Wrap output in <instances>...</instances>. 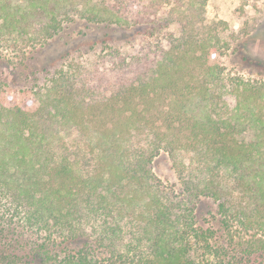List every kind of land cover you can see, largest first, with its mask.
I'll return each mask as SVG.
<instances>
[{
    "label": "trees",
    "instance_id": "trees-1",
    "mask_svg": "<svg viewBox=\"0 0 264 264\" xmlns=\"http://www.w3.org/2000/svg\"><path fill=\"white\" fill-rule=\"evenodd\" d=\"M163 1L0 0V38H52L78 13L127 42ZM191 23L168 46L65 61L46 88L0 79V264H263L264 81L228 78L218 33ZM162 149L178 190L153 170Z\"/></svg>",
    "mask_w": 264,
    "mask_h": 264
},
{
    "label": "rangeland",
    "instance_id": "rangeland-1",
    "mask_svg": "<svg viewBox=\"0 0 264 264\" xmlns=\"http://www.w3.org/2000/svg\"><path fill=\"white\" fill-rule=\"evenodd\" d=\"M197 5V2L193 5L192 0H165L155 4L153 8L147 7L150 17L157 11V22L147 24L143 36L129 37L127 42L125 29L104 23H87L78 13L65 20L63 28L52 38L36 32L25 35L7 34L0 38V79L16 88H46L56 68L68 67L65 61L72 59L75 64L86 66L92 61L100 62L104 53L110 50V45L112 49L118 48L121 53H131L156 41L168 46L166 36L169 32L180 35L184 24L192 19L195 23L189 24V28L197 30L201 25H206L212 34L218 33L221 67L228 78L264 81V61L259 63L242 57L249 52H260L259 55L264 57L261 55L264 53V0H207L201 16H196ZM201 17L205 18L202 22ZM194 25L196 26L193 27ZM151 26L158 29L154 36L150 34ZM240 42L242 45L237 48L241 53L239 56L234 47ZM92 46L96 49L93 50ZM177 168L165 149L153 161L155 174L168 190L180 187L181 179ZM206 203V211L216 209L211 200L208 199Z\"/></svg>",
    "mask_w": 264,
    "mask_h": 264
}]
</instances>
